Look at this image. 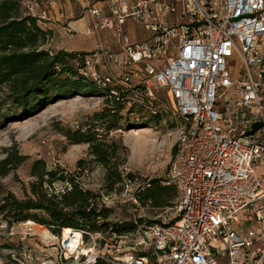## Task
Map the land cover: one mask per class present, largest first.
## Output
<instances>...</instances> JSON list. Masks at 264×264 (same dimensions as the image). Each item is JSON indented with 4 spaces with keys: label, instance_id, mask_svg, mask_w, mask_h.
Masks as SVG:
<instances>
[{
    "label": "built area",
    "instance_id": "obj_1",
    "mask_svg": "<svg viewBox=\"0 0 264 264\" xmlns=\"http://www.w3.org/2000/svg\"><path fill=\"white\" fill-rule=\"evenodd\" d=\"M45 5L26 9L41 18ZM83 11L82 31L65 28L94 41L71 60L75 75L124 112H166L161 91L180 120L165 179L179 194V218L140 231L153 264H264V0H91ZM136 27L142 40L126 32Z\"/></svg>",
    "mask_w": 264,
    "mask_h": 264
},
{
    "label": "rangeland",
    "instance_id": "obj_2",
    "mask_svg": "<svg viewBox=\"0 0 264 264\" xmlns=\"http://www.w3.org/2000/svg\"><path fill=\"white\" fill-rule=\"evenodd\" d=\"M42 13L39 15L43 16ZM73 15L78 19L82 15L81 10H73ZM53 35L51 32L53 40H48L46 45L52 53L64 51V48L77 49L64 51L67 53H81L78 49L90 48L87 39L79 35L74 40L67 39L64 33L55 38ZM229 67L235 72L236 62H231ZM157 95L158 110L162 107L166 112L150 125L135 127L130 124H139L141 119L145 122L149 115H140L137 111L125 117L109 114L105 120L98 119L103 116L109 102L95 90L94 93L60 97L41 106L37 113L27 115L12 102L7 87L0 86V161L10 156L15 161L17 159L14 158H25L21 164L12 165L14 169L8 175L0 176V195L10 193L19 200L31 197L30 185L36 181L32 170L43 164L46 170L56 172L52 186H43L48 193L51 190L61 193L59 186L74 180L83 189L100 196L99 204L111 210L107 222L118 226L134 222L136 226L135 232L120 237L109 229L89 234L73 254H68L61 231L54 234L31 221L8 226L1 219L0 264H81L85 256L91 254L103 256L102 264H111L109 260L122 264L129 256H146L149 264H153L152 250L141 240L140 231L144 226L152 225V221L163 225L174 223L179 218L178 193L175 199L168 193L167 199L171 204L163 208H153L136 197L149 180L166 179L180 126L166 95L161 91ZM34 104L36 101L30 100L29 105ZM110 125L113 128L106 129ZM84 126H91L108 145L116 142L117 156L112 162L121 173L119 185L110 189L106 180L107 170L95 161L87 144H74L65 137L67 131L75 134ZM118 142L127 148L125 157ZM128 174L133 179H128ZM59 176L65 181L58 180Z\"/></svg>",
    "mask_w": 264,
    "mask_h": 264
},
{
    "label": "trees",
    "instance_id": "obj_3",
    "mask_svg": "<svg viewBox=\"0 0 264 264\" xmlns=\"http://www.w3.org/2000/svg\"><path fill=\"white\" fill-rule=\"evenodd\" d=\"M29 1L33 0H0V86L7 87L15 106L26 111L27 115H32L44 104L52 103L60 97L94 93V90L104 96L102 90L75 75L71 60L81 53H52L46 48L51 31L42 26L40 18L33 17L28 12L26 2ZM30 100L36 101V104L29 105ZM122 111L121 104L113 103L98 119L105 120L109 114L125 117L139 110H128L120 114ZM162 114L163 111H160L154 116H148L145 122L141 119L143 122L130 125H150ZM112 128L113 125H110L106 129ZM65 137L71 143L88 145L89 153L95 161L107 170L106 180L110 189L121 183V173L118 172L115 162H112L117 156L116 142L108 145L93 132L91 126H84L75 131V134L67 131ZM118 144L125 157L127 148L120 142ZM14 159L17 160L10 156L0 161V176L8 175L14 169L12 165H19L25 160L23 156ZM41 165L40 168L35 166L32 170L36 181L30 185L31 197L19 200L10 193L0 195V220L5 221L8 226L31 221L46 227L54 234L62 232L63 229L77 231L83 240L89 234L106 232L108 229L119 237L136 231L134 222L120 226L107 222L111 210L99 204V195L83 189L74 180H68L69 190L65 189L61 193L51 190L48 193L43 186H52L56 180V172L48 171ZM111 169L115 170L111 172ZM57 179L65 181L63 177ZM128 179H133V176L128 174ZM141 191L136 196L137 199L142 203H149L153 208L169 206L171 203L167 199L168 193L173 199L177 197L176 187L167 184L165 179L149 180ZM154 223L158 221L150 222ZM98 264H102V261Z\"/></svg>",
    "mask_w": 264,
    "mask_h": 264
},
{
    "label": "crops",
    "instance_id": "obj_4",
    "mask_svg": "<svg viewBox=\"0 0 264 264\" xmlns=\"http://www.w3.org/2000/svg\"><path fill=\"white\" fill-rule=\"evenodd\" d=\"M89 1L91 0H47V5L40 7V13H44H42L43 16L40 18L42 20V26L53 32L54 38L55 36L61 35V33L66 35V26L79 32L82 31L83 28L89 23L88 17L85 14L83 15V7L88 6ZM73 10H81L82 15L78 19H75ZM126 32L133 40H142L145 37L144 31L139 27H136L135 29L127 28ZM79 37L86 38L91 49H78V51L91 52L94 48L93 38L84 37L83 35H79ZM66 38L70 39L67 35ZM49 40L53 39L50 37ZM102 40L106 44L111 43L110 38L106 35H103ZM73 50L77 49L64 48V51L67 52H72Z\"/></svg>",
    "mask_w": 264,
    "mask_h": 264
},
{
    "label": "bare ground",
    "instance_id": "obj_5",
    "mask_svg": "<svg viewBox=\"0 0 264 264\" xmlns=\"http://www.w3.org/2000/svg\"><path fill=\"white\" fill-rule=\"evenodd\" d=\"M62 234L64 243L66 244V248L69 252L68 254H73L81 243L80 239L82 235L71 229H63Z\"/></svg>",
    "mask_w": 264,
    "mask_h": 264
}]
</instances>
